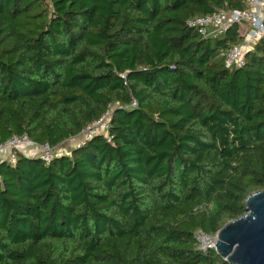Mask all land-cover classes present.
I'll list each match as a JSON object with an SVG mask.
<instances>
[{"label":"trees","instance_id":"obj_1","mask_svg":"<svg viewBox=\"0 0 264 264\" xmlns=\"http://www.w3.org/2000/svg\"><path fill=\"white\" fill-rule=\"evenodd\" d=\"M221 8L246 0H0V145L57 148L111 110L66 155L0 162V264H227L194 233L264 187V39L225 69L238 25H186Z\"/></svg>","mask_w":264,"mask_h":264},{"label":"built area","instance_id":"obj_2","mask_svg":"<svg viewBox=\"0 0 264 264\" xmlns=\"http://www.w3.org/2000/svg\"><path fill=\"white\" fill-rule=\"evenodd\" d=\"M186 25L203 40L220 38L231 26L238 25V32L242 37L241 42L222 51L220 57L225 69L240 68L246 63L247 53L254 49L257 42L264 39V0H246V8L243 10L228 11L221 8L209 15L193 17L187 21ZM124 85H127L126 80H124ZM129 107H137L134 99H132ZM110 114L111 110L107 111L98 121L86 127L79 135L67 140L68 143L73 144L71 148L85 144L95 134L106 135ZM34 145L26 135L12 136L0 145V160L3 159L10 165H14L16 162L15 151H19L22 147ZM59 146L57 148H51L48 144L39 146L41 152L37 157L48 163L56 156L68 154L62 149H58ZM3 155L5 156L2 157ZM216 237V234H207L197 230L194 233L196 250L200 254H207L216 250V246H214L217 243Z\"/></svg>","mask_w":264,"mask_h":264},{"label":"water","instance_id":"obj_3","mask_svg":"<svg viewBox=\"0 0 264 264\" xmlns=\"http://www.w3.org/2000/svg\"><path fill=\"white\" fill-rule=\"evenodd\" d=\"M244 204L245 213L216 232V253L227 264H264V187Z\"/></svg>","mask_w":264,"mask_h":264},{"label":"crops","instance_id":"obj_4","mask_svg":"<svg viewBox=\"0 0 264 264\" xmlns=\"http://www.w3.org/2000/svg\"><path fill=\"white\" fill-rule=\"evenodd\" d=\"M39 151V145H34V146H27L24 147L20 150V152L28 157H32V156H37V152ZM4 157V155L2 156Z\"/></svg>","mask_w":264,"mask_h":264},{"label":"rangeland","instance_id":"obj_5","mask_svg":"<svg viewBox=\"0 0 264 264\" xmlns=\"http://www.w3.org/2000/svg\"><path fill=\"white\" fill-rule=\"evenodd\" d=\"M71 145H73V144L72 143H69V144L66 143L64 145L62 144V145L59 146L58 149H62L66 153H69V150L71 149V147H70ZM56 151H58V150H56ZM40 152H41V148L39 147V151L37 152V155H40ZM210 253H214L216 255V257L218 258V261H222L221 258L217 255L216 250H213Z\"/></svg>","mask_w":264,"mask_h":264}]
</instances>
